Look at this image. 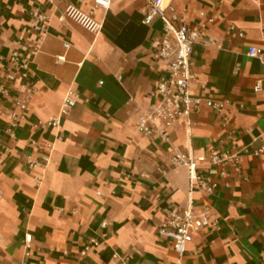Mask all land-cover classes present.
<instances>
[{
	"label": "crops",
	"instance_id": "crops-1",
	"mask_svg": "<svg viewBox=\"0 0 264 264\" xmlns=\"http://www.w3.org/2000/svg\"><path fill=\"white\" fill-rule=\"evenodd\" d=\"M166 3L167 13L202 33L193 47V94L227 102L222 112L193 113L189 131L175 122L170 143L136 128L165 75L152 46L163 22L145 21L147 0L108 9L95 0H0V264H176L159 228L190 200L216 214L219 229L194 232L182 264H264V151L254 155L264 134V63L247 54L264 48V0ZM69 4L92 12L101 31L60 19ZM35 9L48 17L39 47ZM12 52L28 67L9 81ZM68 89L77 103L59 128L48 125ZM20 99H28L24 111ZM44 142L54 146L48 161L38 147ZM172 147L243 155L238 169L212 175L218 186L206 195L190 187L187 167L172 165ZM196 173L206 178L209 168Z\"/></svg>",
	"mask_w": 264,
	"mask_h": 264
},
{
	"label": "built area",
	"instance_id": "built-area-1",
	"mask_svg": "<svg viewBox=\"0 0 264 264\" xmlns=\"http://www.w3.org/2000/svg\"><path fill=\"white\" fill-rule=\"evenodd\" d=\"M117 0H95V7L108 9L112 2ZM167 0H147L145 21L152 20L158 16L163 22V30L152 46L155 50L156 59L165 67V75L158 81L154 93V101L147 109L143 110L136 121V128L146 136H157L164 143H170L169 129L175 122L183 120L190 130L192 125L191 115L197 113L206 106L218 112H222L227 102L202 99L193 94L191 84L194 80L192 72L193 47L198 44L202 33L199 29H192L183 18L176 13H167ZM199 15H205L199 11ZM33 29L37 34L36 46L39 47L47 33L48 17L44 12L35 9L32 12ZM70 19L88 30L91 33H99L102 29V22L93 17L92 12H85L82 9L69 4L63 11L60 19ZM209 18L208 22H213ZM247 54L258 58L264 63V48L250 47ZM61 59V58H60ZM11 67L6 74L9 81H14L18 71L21 76H26L27 63L19 61L17 52H12L9 57ZM28 99H20L16 105L19 110L27 109ZM78 95L72 89H68L62 101L58 115L52 118L48 125L59 128L70 110L75 106ZM12 125L19 121L17 113H11ZM262 144L254 150V155L264 151V134L260 137ZM45 151L43 156L48 161L53 143L44 142L38 145ZM243 152H248L244 149ZM241 150H230L222 153L215 151L213 147L208 148L207 153L195 156L191 153L182 154L178 148H171V163L174 166L187 167L190 177V187H198L204 194L209 195L217 188L218 183L212 179V175L225 177L226 167L234 165L236 169L240 166L242 158ZM199 165H207L209 176L201 178L197 175L196 169ZM35 167L36 164H33ZM219 229V218L212 213L207 206L197 209L190 200L185 207L174 208L164 216L159 233L162 237L172 240V248L177 254L176 264H182L183 255L187 245L192 241L194 232L202 229ZM31 242V235H26L25 244L28 248ZM96 244V243H95ZM82 253L85 254L86 250Z\"/></svg>",
	"mask_w": 264,
	"mask_h": 264
}]
</instances>
